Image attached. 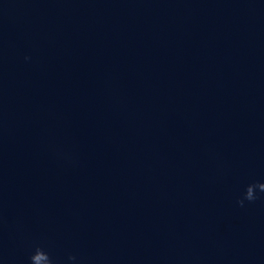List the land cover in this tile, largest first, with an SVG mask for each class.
<instances>
[{
  "label": "water",
  "instance_id": "1",
  "mask_svg": "<svg viewBox=\"0 0 264 264\" xmlns=\"http://www.w3.org/2000/svg\"><path fill=\"white\" fill-rule=\"evenodd\" d=\"M254 182L264 0H0V264H264Z\"/></svg>",
  "mask_w": 264,
  "mask_h": 264
},
{
  "label": "clouds",
  "instance_id": "2",
  "mask_svg": "<svg viewBox=\"0 0 264 264\" xmlns=\"http://www.w3.org/2000/svg\"><path fill=\"white\" fill-rule=\"evenodd\" d=\"M257 190L259 193H264V182H254L247 185L243 197L238 200V203L243 206L244 201L254 202L260 197L258 196ZM69 260H75V256H69ZM30 264H57L56 260L48 251L43 247L37 246L29 257Z\"/></svg>",
  "mask_w": 264,
  "mask_h": 264
}]
</instances>
